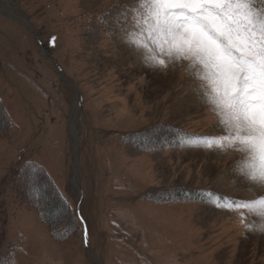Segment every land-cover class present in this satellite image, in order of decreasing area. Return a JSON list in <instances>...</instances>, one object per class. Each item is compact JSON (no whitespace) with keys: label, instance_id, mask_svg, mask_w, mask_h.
I'll return each mask as SVG.
<instances>
[{"label":"rangeland","instance_id":"1","mask_svg":"<svg viewBox=\"0 0 264 264\" xmlns=\"http://www.w3.org/2000/svg\"><path fill=\"white\" fill-rule=\"evenodd\" d=\"M132 2L0 0V264H264V234L200 202L254 196L239 153L181 146L217 117L186 62L153 69L122 42Z\"/></svg>","mask_w":264,"mask_h":264},{"label":"snow or ice","instance_id":"2","mask_svg":"<svg viewBox=\"0 0 264 264\" xmlns=\"http://www.w3.org/2000/svg\"><path fill=\"white\" fill-rule=\"evenodd\" d=\"M98 22L107 23L103 17ZM115 23L122 42L145 66L187 63L197 97L217 117L220 131L213 136L186 134L181 146L239 153L234 179L254 196L241 199L200 190V202L235 212L247 231L264 234V0H133ZM61 201L71 207L62 196ZM77 220L87 247V221L78 209L74 224Z\"/></svg>","mask_w":264,"mask_h":264},{"label":"trees","instance_id":"3","mask_svg":"<svg viewBox=\"0 0 264 264\" xmlns=\"http://www.w3.org/2000/svg\"><path fill=\"white\" fill-rule=\"evenodd\" d=\"M0 112L2 113V116H3V118H4V121H5V124H7L8 122H9V120H8V116L4 113V111L2 110V107L0 106ZM0 123H1V118H0ZM181 134V132H174L173 134H171V136H175V138H176V136L177 135H180ZM156 141V140H155ZM44 178V180L46 181V183L51 187V189H52V192H53V194H54V196L56 197H52V199L50 200V202H51V205H53V204H55V202H56V200H58L60 203H61V207H60V209L62 210L63 208L66 210V208L64 207V205H63V203H62V201H61V199L58 197V195L56 194V191L54 190V187H52L51 185H50V180H48L47 178H46V176L45 177H43ZM41 215V214H40ZM77 223L79 224V222H78V220H77ZM80 226V225H79Z\"/></svg>","mask_w":264,"mask_h":264},{"label":"water","instance_id":"4","mask_svg":"<svg viewBox=\"0 0 264 264\" xmlns=\"http://www.w3.org/2000/svg\"><path fill=\"white\" fill-rule=\"evenodd\" d=\"M76 174H77V172H76ZM76 181V176L73 178V182H75Z\"/></svg>","mask_w":264,"mask_h":264}]
</instances>
